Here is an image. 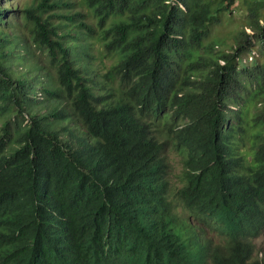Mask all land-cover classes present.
<instances>
[{
    "label": "trees",
    "instance_id": "16d2710c",
    "mask_svg": "<svg viewBox=\"0 0 264 264\" xmlns=\"http://www.w3.org/2000/svg\"><path fill=\"white\" fill-rule=\"evenodd\" d=\"M81 1L86 14L71 0H33L17 34L0 0V114L9 115L0 126V264H264L255 256L264 232V0H238L250 33L242 26L220 51L208 39L237 0ZM93 39L115 60L98 85L73 53ZM35 50L56 72L43 90L47 115L31 113L34 85L14 77L15 65L41 71L29 64ZM186 77L193 90L169 99ZM169 148L183 157L174 193Z\"/></svg>",
    "mask_w": 264,
    "mask_h": 264
},
{
    "label": "rangeland",
    "instance_id": "374dc122",
    "mask_svg": "<svg viewBox=\"0 0 264 264\" xmlns=\"http://www.w3.org/2000/svg\"><path fill=\"white\" fill-rule=\"evenodd\" d=\"M250 1V0H246ZM33 0H2V5L9 8L11 13L17 17L16 21H13V24L16 25L15 33L20 34L22 29L18 28V24L21 22L19 16L21 15L23 9H26L32 6ZM71 3L74 4L73 11H80L83 14L88 13V9L84 7L81 0H71ZM238 8V11L232 13V17L225 16L222 19V23L217 25L208 39V44L214 43L217 51L220 50H229V47L232 45V39L234 32L237 31L242 26L245 28L247 33H250V30L247 29V26L243 24V6L238 2H236L234 8ZM67 13V12H63ZM89 24L95 26L96 20L94 17H89L86 20ZM18 23V24H17ZM207 44V42H206ZM257 47V46H256ZM102 46L97 39L90 40L88 43H82L74 48L73 53L76 55L79 62L77 66H82L88 71V78L92 80L94 85H98V82L102 80V76L108 71V69L115 63L114 59H111L106 56H102L100 51ZM35 59L29 62V64L34 63L36 60L39 61L41 67V71L38 73L29 72L30 67L27 65H15L17 68L14 73V77L25 76L27 80H29L34 85V92L32 94L34 102L38 103L37 107H33L31 109L32 114H41L47 115L50 111L53 110V103L50 102L47 98V95L43 92L44 89H50L51 86L56 84L55 82V69L50 66L49 62L46 58L39 55L37 50L34 51ZM259 56L258 51H254L253 53L247 54L244 56L241 64H250L252 61ZM80 57V59H79ZM20 66V67H18ZM27 73V74H26ZM46 74H50L48 77H45ZM98 93V91L96 90ZM99 96H104L103 94H98ZM7 114H0V126L2 122L8 119ZM25 117V121L30 117L27 111L23 113ZM20 118V117H19ZM12 119V117L10 118ZM23 122V124L25 123ZM255 131H251L248 129V135L252 134ZM164 140V139H163ZM247 145H243L239 147V150H242L241 153H248L250 142L246 141ZM166 162L168 163V179L170 182V189H174L179 186L182 181V173L183 166L182 160L183 157L177 151L172 150L171 148L167 149L165 152ZM249 159L250 155H246ZM187 213L183 212L182 217L187 218ZM205 233L207 237L213 240V243H220V237L211 230V228H206ZM256 253L259 258H262L264 255V233L256 240L255 242Z\"/></svg>",
    "mask_w": 264,
    "mask_h": 264
},
{
    "label": "clouds",
    "instance_id": "9594fccd",
    "mask_svg": "<svg viewBox=\"0 0 264 264\" xmlns=\"http://www.w3.org/2000/svg\"><path fill=\"white\" fill-rule=\"evenodd\" d=\"M80 69H82V70H85V68L84 67H82V66H80ZM40 70H41V67H40ZM15 73V72H14ZM104 76V75H103ZM103 76L101 77L102 78V80L101 81H99V82H102V81H106V79L105 78H103ZM190 78L192 79V80H194L195 79V77H192V76H190ZM97 91H98V93L96 92V90H95V93H97V94H102V91H101V89H100V87L99 86H96V87H94ZM185 89H188V90H193L192 89V86L190 85V84H188L187 83V77L186 78H184V79H181L180 80V82H179V85L175 88V90H173L167 97L169 98V99H171L172 97H180L184 92H185ZM107 91V90H106ZM33 94V93H32ZM106 95V92L104 93V96ZM33 98V97H32ZM170 102H171V100H170ZM66 109H67V111L68 110H70V107L69 106H67L66 107ZM25 124V123H24ZM170 183V182H169ZM178 187V186H177ZM177 187H175L174 189H176ZM174 189H172L173 190V193H174ZM187 218H188V216H187ZM189 220L191 221V222H194V220L192 219V218H189ZM206 229V228H205ZM205 229H203V231H202V234H203V237H205V238H207L209 241H213L212 239H210V237H207L206 236V233H205ZM213 231V230H212ZM215 232V231H214ZM216 233V232H215ZM264 233V232H263ZM262 233V234H263ZM261 234V235H262ZM260 235V236H261ZM259 236V237H260ZM256 242V241H255ZM255 256L258 258V259H260L259 257H258V254L256 253V249H255ZM263 257V256H262ZM208 264H211V262H210V260H208Z\"/></svg>",
    "mask_w": 264,
    "mask_h": 264
}]
</instances>
